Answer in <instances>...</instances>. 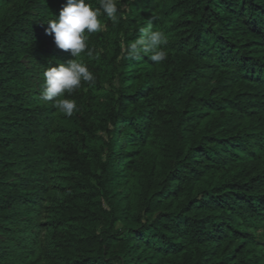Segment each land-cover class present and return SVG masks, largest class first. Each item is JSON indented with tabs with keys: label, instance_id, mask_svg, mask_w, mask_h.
<instances>
[{
	"label": "trees",
	"instance_id": "16d2710c",
	"mask_svg": "<svg viewBox=\"0 0 264 264\" xmlns=\"http://www.w3.org/2000/svg\"><path fill=\"white\" fill-rule=\"evenodd\" d=\"M66 2L0 0V264H264V0H117L71 117Z\"/></svg>",
	"mask_w": 264,
	"mask_h": 264
},
{
	"label": "clouds",
	"instance_id": "9594fccd",
	"mask_svg": "<svg viewBox=\"0 0 264 264\" xmlns=\"http://www.w3.org/2000/svg\"><path fill=\"white\" fill-rule=\"evenodd\" d=\"M118 11L117 0H100L99 7H93L87 0H67L58 19L48 23L46 33L48 35L54 33L58 48L70 52L75 59L69 61L67 65L60 63L57 67H50L43 73L44 85L41 98L44 101H54V106L69 117L77 109L76 101L60 97L78 89L82 81L95 83L94 75L86 64L78 59L86 50L89 57L93 56V50L87 43L89 39L87 34L103 29L102 15L115 22L118 19ZM167 43L168 38L164 32L152 31L147 41L136 40L129 45L133 50L131 56L136 58L138 45H144L145 52L152 51L150 60L160 64L167 59V51L160 46Z\"/></svg>",
	"mask_w": 264,
	"mask_h": 264
}]
</instances>
